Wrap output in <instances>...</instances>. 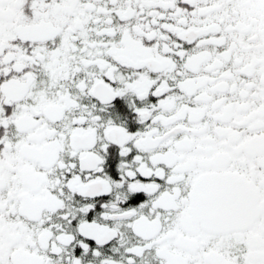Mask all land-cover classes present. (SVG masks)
I'll use <instances>...</instances> for the list:
<instances>
[{"label": "snow or ice", "instance_id": "6c2138e0", "mask_svg": "<svg viewBox=\"0 0 264 264\" xmlns=\"http://www.w3.org/2000/svg\"><path fill=\"white\" fill-rule=\"evenodd\" d=\"M0 264H264V0H0Z\"/></svg>", "mask_w": 264, "mask_h": 264}]
</instances>
